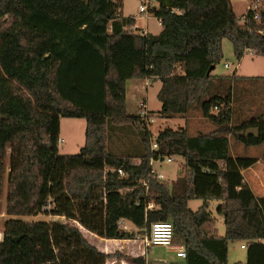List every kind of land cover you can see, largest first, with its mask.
<instances>
[{"label":"trees","instance_id":"obj_1","mask_svg":"<svg viewBox=\"0 0 264 264\" xmlns=\"http://www.w3.org/2000/svg\"><path fill=\"white\" fill-rule=\"evenodd\" d=\"M260 1L259 17L244 20L232 0H158L151 13L162 30L153 34L133 29L136 19L123 15L122 0H0V213L7 175L9 216L0 264H107L114 253L100 250L81 226L107 239H132L139 231L121 229L122 218L140 232L171 221L173 243L186 248L182 260L144 264H229L232 241L246 242V264H264V197L229 165L230 137L247 147L264 144V116L233 124L232 92L208 96V71L223 57L224 38L238 60L250 50L264 56ZM134 78L162 81L158 98L167 117L199 102L216 126L194 136L186 129L159 133L155 157L185 160L171 190L156 176L148 194L142 185L152 152L147 123L127 113V82ZM61 117L86 119L77 154L59 151ZM126 123L145 129L141 147L116 155L108 150L109 129ZM194 199L203 200L198 210L189 205ZM213 200L221 201L225 235L209 210ZM42 212L68 220L14 218Z\"/></svg>","mask_w":264,"mask_h":264},{"label":"rangeland","instance_id":"obj_2","mask_svg":"<svg viewBox=\"0 0 264 264\" xmlns=\"http://www.w3.org/2000/svg\"><path fill=\"white\" fill-rule=\"evenodd\" d=\"M142 0H122L123 9L125 14L133 15L137 18L140 25L139 30L148 29L154 33L160 31L161 26L158 19L151 13L144 14L139 11ZM234 8L239 17L246 12V6L249 0H232ZM223 57L221 61L216 65L214 74L217 75H228L235 70V66L239 63V60L235 56L233 44L229 38H224L222 41ZM251 54V55H250ZM264 61V58L252 55L251 52L247 53L244 62L247 65H260ZM230 63V67H226L225 64ZM243 67V65H242ZM242 72V71H241ZM259 76L254 79H250L247 82H240V78H234L231 76H225L224 78L217 79L212 77L210 81L209 95H214V91L225 94L230 91L234 94V108L238 115H244L245 119H250L256 116H262L264 114V72L258 70ZM161 86V80L156 79L152 85L145 86L144 80L139 79L137 88L139 92L134 90V83L128 86L127 94V113L130 115H139L142 110H147L154 117V121L148 124V131L150 136V148L153 141L156 140L160 132L167 128L172 129H186L192 136L197 135L201 132L209 133L216 129L208 119L200 123L196 118L202 115L200 109H193L195 106L200 105L199 102H195L188 113H191L193 119L190 120L189 114L176 115L173 117H167L162 113V102L157 96V92ZM242 92H244L242 94ZM135 93V95H134ZM146 103V108H143L142 104ZM193 109V110H192ZM217 110V109H216ZM87 122L85 118L75 117H61L60 124V144L59 151L61 154H77L81 148L85 145V133H86ZM145 129L138 128L132 124L126 123L122 126L115 125L110 126L108 133V150L116 155H124L128 153H134L136 149L141 147L142 132ZM232 142V148L236 154H239L238 160L245 165L248 159L242 154V149L237 148L236 144H240L233 137H230ZM246 147V151H249V147ZM144 148L142 142V150ZM241 153V154H240ZM258 154H256L257 156ZM183 158V157H182ZM184 159V158H183ZM182 159L175 155V159L171 163L159 162L156 163L158 171L162 172L166 176V180L163 182L169 188H173V181L176 179V171L178 167L185 171V162H181ZM252 161V160H251ZM253 162V161H252ZM260 166V165H259ZM175 183V182H174ZM6 196H7V175L3 185V192L1 195V213H0V232L4 234L5 222L9 217L5 212L6 208ZM203 200L195 199L190 202V207L193 210H198L202 205ZM221 203L219 200L211 201L209 210L212 216L215 217L217 228L220 235H225L226 226L225 219L222 215L217 212V207ZM44 209H51L50 206ZM14 218H20L25 222H36V221H47L64 222L68 219L65 216L54 215L49 212H42L37 215H22L14 216ZM82 231L87 235V238L100 249L106 250L110 253H114V256L108 260L107 264H121L122 260H125L128 264H140V260L150 261H174L178 260L176 253L164 246H154L150 248L142 247L140 242H136L133 239H128L124 244L114 242L110 239L104 238L100 235L91 234L86 228L81 226ZM140 234H145L141 232ZM143 236V235H142ZM230 244L231 246V259L230 263L235 264L245 258L247 250L241 248V241H234ZM123 245V249H119ZM136 254V255H135ZM135 255V256H133ZM243 258V259H242ZM236 260V261H235ZM235 261V263H234ZM229 263V264H230Z\"/></svg>","mask_w":264,"mask_h":264},{"label":"crops","instance_id":"obj_3","mask_svg":"<svg viewBox=\"0 0 264 264\" xmlns=\"http://www.w3.org/2000/svg\"><path fill=\"white\" fill-rule=\"evenodd\" d=\"M233 2V1H232ZM248 4V3H247ZM233 7H234V3H233ZM247 8V6H246ZM235 10V8H234ZM122 12H123V15L125 16H129L127 14H125V11L124 9H122ZM236 12V10H235ZM237 14V12H236ZM245 14V13H244ZM242 14V16L244 15ZM238 15V14H237ZM241 16V17H242ZM135 17V16H134ZM136 19V24L135 26L133 27V29L136 31V29H140V25L138 23V20L137 18L135 17ZM160 26H161V29L160 31L162 30V24L159 23ZM141 33H153V34H156L148 29H141L139 30ZM159 31V32H160ZM157 32V33H159ZM251 52L252 55H255V56H259L261 58H264V56L262 55H258V54H255L253 53L252 51H247L245 52L244 56L239 60V63H238V68L235 69L232 73L228 74V75H217V74H214V70L211 72V75L212 77L215 78V81H217V79L219 78H224L225 76H231V77H234V78H240V82H247L249 81L250 79H254L255 77L259 76V73L258 70L264 72V61H262L261 65H260V69H259V65H247L244 60H245V56L247 53ZM251 55V54H250ZM236 56V55H235ZM243 65V67H242ZM242 71V72H241ZM264 76V75H263ZM139 79H142L144 80V83H145V86H150L153 84V82L155 80H153L152 78H134V79H129L128 82H127V94H128V86L129 84L131 85L132 83H134V90L136 89V92H139L138 88H137V85H138V82H139ZM162 87V81H161V86H159V90L157 93H159L160 89ZM213 93H219L218 90L217 92H213ZM244 92H242L243 94ZM135 95V93H134ZM158 96V94H157ZM235 99H234V94L231 93V107H232V123L233 124H241L242 122L248 120V119H245V116L244 115H238V113L236 112L235 108H234V103ZM145 105H147L146 103H144ZM146 108V107H145ZM200 109V105H197L195 106L193 109ZM192 109V110H193ZM185 114H189L190 115V120L193 119V116L191 115V113H185ZM262 116H264V114H262ZM198 121L203 122L204 120H206V118L203 116V115H200L196 118ZM201 133H205V132H201ZM62 141V140H61ZM230 144H231V153H232V160L230 161V167L234 168L235 170H238L240 171L243 175H244V178H245V182L248 184V186L253 190L254 194L257 196V197H264V144H261V145H258V146H250L249 148V151H246V147L243 145V144H236V147L237 148H240L242 149V152H244L242 155L245 156V158L248 159V162L244 164H242L240 162V160H238V156L239 154H236L235 151L233 150L232 148V142L230 140ZM241 154V153H240ZM256 154H258L256 156ZM238 155V156H237ZM180 157V156H179ZM182 159L183 162H185V160L180 157ZM253 162H252V161ZM181 161V162H182ZM260 165V166H259ZM157 168V167H156ZM158 169V168H157ZM181 171V167L179 166L177 171H176V174H177V177L176 179L173 181V185H174V182L178 179V176H179V173ZM172 185V186H173ZM195 200V199H194ZM192 200L189 201V204ZM214 201V200H213ZM84 232V231H83ZM90 232V231H89ZM91 234L95 235L94 233L90 232ZM85 234V233H84ZM86 235V234H85ZM87 236V235H86ZM114 242H119V244H124L126 240L128 239H110ZM233 244H235L234 241H232ZM230 242L229 243V256H228V261L230 263V259H231V246L230 244L232 243ZM246 242L245 241H241V248L243 250H247L246 247H242L243 245H245ZM96 245V244H95ZM98 247V246H97ZM99 248V247H98ZM100 249V248H99ZM119 249H123V245L120 246ZM104 252H107V253H110L106 250H103V249H100ZM173 251V250H172ZM175 252V251H174ZM136 255V254H135ZM133 255V256H135ZM243 259V258H242ZM147 260V259H146ZM178 260H182L180 258H178ZM246 260H247V251L245 253V258L243 260H240L243 264H246ZM236 261V260H235ZM234 261V263H235ZM121 264H128L127 262H125V260H122V263ZM231 264V263H230Z\"/></svg>","mask_w":264,"mask_h":264},{"label":"built area","instance_id":"obj_4","mask_svg":"<svg viewBox=\"0 0 264 264\" xmlns=\"http://www.w3.org/2000/svg\"><path fill=\"white\" fill-rule=\"evenodd\" d=\"M158 5H159L158 0H142L139 11L141 13L148 14L151 13V11L154 8L158 7ZM261 8H262V3L260 0H249L247 4L246 12L243 15V19L247 20L250 14H253L254 18L257 19L259 17V11L261 10ZM172 11L182 14V11L177 8H173ZM158 21L159 23H161L160 19H158ZM250 51L255 53L254 50H250ZM230 65H231L230 63L225 64L226 67H230ZM234 68L237 69L238 64ZM142 106L143 108L146 107L145 104H142ZM141 117L144 120V122L147 123V125L154 121V117L149 113V111L145 109L141 111ZM158 149H159V145L155 140L152 142L150 148L152 155L149 159V167H150L149 177L145 180H142V185L146 187L147 194L149 193V179L151 176H156L160 182H164L166 180L165 174L156 169V163L159 162L171 163L175 159V155H159L158 157H155L153 152ZM118 172L121 176L126 175L125 171L122 168L118 169ZM166 186L169 188L168 183ZM169 189L171 190V188ZM153 206L154 203L149 202L148 207L152 208ZM118 223H119V227L123 230L135 231V232L139 231L132 239L136 242H140L142 247H144V249L154 246H164L170 250L175 251L176 256L178 258L184 259L187 256L186 248L184 245H175L173 243L174 228H173V223L171 221L152 222L148 227H144L141 229L142 232L143 231L145 232V234H140L141 233L140 229L136 227L131 221L125 218L120 219ZM242 247H245V245H243Z\"/></svg>","mask_w":264,"mask_h":264},{"label":"water","instance_id":"obj_5","mask_svg":"<svg viewBox=\"0 0 264 264\" xmlns=\"http://www.w3.org/2000/svg\"><path fill=\"white\" fill-rule=\"evenodd\" d=\"M213 69H214V67H211V68L209 69V71H208V75L211 74V72L213 71ZM251 131L254 132L255 134H257V132H258V131H257V128H253V129H251ZM21 238H22V236L15 237V238H14V241L19 242V241L21 240ZM140 264H144V262H143L142 259L140 260Z\"/></svg>","mask_w":264,"mask_h":264}]
</instances>
